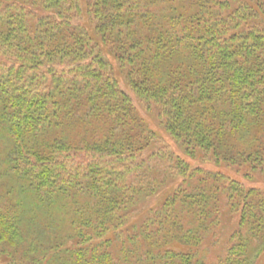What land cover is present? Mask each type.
Returning <instances> with one entry per match:
<instances>
[{
  "label": "trees",
  "instance_id": "16d2710c",
  "mask_svg": "<svg viewBox=\"0 0 264 264\" xmlns=\"http://www.w3.org/2000/svg\"><path fill=\"white\" fill-rule=\"evenodd\" d=\"M4 142L0 239L57 201L44 221L68 229L0 264H171L169 219L190 225L179 263L204 264L227 217L219 264H245L264 241V192L241 181L264 167V0H0Z\"/></svg>",
  "mask_w": 264,
  "mask_h": 264
},
{
  "label": "rangeland",
  "instance_id": "374dc122",
  "mask_svg": "<svg viewBox=\"0 0 264 264\" xmlns=\"http://www.w3.org/2000/svg\"><path fill=\"white\" fill-rule=\"evenodd\" d=\"M131 100H132V104L134 105L138 115L143 119V121L147 124V126L149 128H151L152 130H156L158 132L159 135H161L163 138V140L165 141V143L171 145L172 142L168 139L167 135L162 132L161 127L159 126V120L157 118V114L155 113L154 109L150 110V112L145 111L144 109V104L138 100L137 98H135L133 95H130ZM7 141L10 143V140L8 139V137L6 138ZM9 143H2L0 145V148H4V147H9ZM194 165L197 166L199 164V162L197 161H193ZM198 163V164H197ZM207 166V168H211L214 169V167H212V164H205ZM199 166H201L199 164ZM208 168V169H209ZM210 170V169H209ZM243 173V172H242ZM240 173V174H242ZM238 173V176L240 175ZM241 181L244 183L245 186H251L254 188H259L261 191L264 192V167L261 170H256L254 171L253 175L248 178V179H244ZM9 182H7L4 178H0V209L2 208L3 211L5 210L4 208H6L7 206L11 205L12 203L15 204V196L12 195V193H10L9 191L7 192V185ZM196 189V188H195ZM191 190V189H190ZM58 202V201H57ZM57 202H54V204H52V208H49L48 206H43L42 209L37 210V213L35 214V216H31L28 213H23V216L20 218L19 220V224L22 227L21 228V236L24 239H29L31 236H35L34 234L37 231V236L36 238L38 239V241L36 243H38L37 245L42 246V244H46L45 242L48 241V238L51 239L54 238V235H50L51 233H49V231L51 232V230L53 229H58V232L63 234L65 229H68V225L65 223V225H67V227H65L63 224V222L58 220V224L56 225L55 221H56V216L57 213L55 211V203L57 204ZM72 202V201H71ZM28 204V203H27ZM59 206V204L57 205V207ZM49 209V210H48ZM51 211V212H50ZM50 212V215L53 214V220L55 219V225L51 224L46 226V223L44 220H47L46 216L48 215L47 213ZM48 215V216H50ZM135 215H139L135 213ZM188 217V216H186ZM185 217V218H186ZM32 218H34V221L32 220ZM51 218V216H50ZM141 216H138L136 218H134V221H139L141 220ZM223 219V218H222ZM228 221L226 219H224V222H230L226 225H223V227H220L218 229V234L215 235V238H213L210 235H206V233L203 235V237L205 238V241L203 239L204 242L203 245L198 247V249H194L193 252L195 253V255L202 259L204 264H219L220 261L222 260V258L225 256L226 253V248L229 244V237H230V233L235 230L236 228V221H235V226L234 227H230L229 225L232 224L234 222V220H229V218L227 217ZM233 221V222H232ZM168 225L170 230H172V236L169 234V232H167L165 235L167 237V241L171 240V243L177 242L179 245L178 247L174 248V253H177L178 251L182 250L183 252H187L188 247L187 246H191L193 240H189L186 242L185 237L183 236L182 232L184 233L185 229H187L189 226L188 224H186V220L184 219V225L178 223L177 227L176 226H172V224L174 225V222L172 221V219H169L168 221ZM223 223V221H222ZM195 225V224H194ZM188 226V227H185ZM47 227V228H46ZM185 227V229H184ZM46 228V231H45ZM199 228V227H198ZM175 231V232H173ZM48 232V234L45 235V233ZM178 233H180V237L178 236ZM163 235V232L161 233V236ZM22 238V239H23ZM22 239H17L14 241V245L10 244L8 242V240L6 238H2L0 239V250L1 248H4V255L6 256V251L7 248L9 250H22L21 248L24 247L25 245H23V243H25L24 241L22 242ZM21 241V242H20ZM181 243H179V242ZM27 243V242H26ZM38 247V246H37ZM255 247V248H254ZM17 248V249H16ZM0 251V254L3 255ZM173 254V257L170 258L169 262L171 264H180V259L176 258V255ZM178 254V253H177ZM3 255V257H4ZM248 257L247 260L244 261V259H242L241 261H239L240 263H242V261L246 262L245 264H264V241L263 244L261 245H254L251 244V246H249V251H248ZM39 261V260H38ZM238 262V263H239ZM41 264H44L45 261H41Z\"/></svg>",
  "mask_w": 264,
  "mask_h": 264
}]
</instances>
